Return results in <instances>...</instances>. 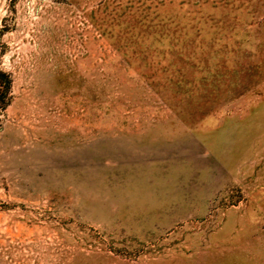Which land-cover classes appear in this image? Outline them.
Masks as SVG:
<instances>
[{"label": "rangeland", "instance_id": "374dc122", "mask_svg": "<svg viewBox=\"0 0 264 264\" xmlns=\"http://www.w3.org/2000/svg\"><path fill=\"white\" fill-rule=\"evenodd\" d=\"M0 71V264H264V0H0Z\"/></svg>", "mask_w": 264, "mask_h": 264}, {"label": "trees", "instance_id": "16d2710c", "mask_svg": "<svg viewBox=\"0 0 264 264\" xmlns=\"http://www.w3.org/2000/svg\"><path fill=\"white\" fill-rule=\"evenodd\" d=\"M0 82L5 83V85L7 84V76L5 73H3L2 71H0ZM4 89L1 91V96L3 97L5 94V89L6 87H3Z\"/></svg>", "mask_w": 264, "mask_h": 264}]
</instances>
